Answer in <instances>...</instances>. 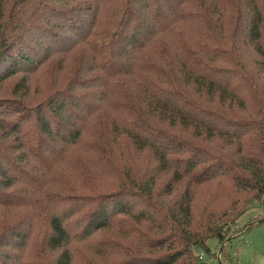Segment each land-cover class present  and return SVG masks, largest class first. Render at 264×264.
Instances as JSON below:
<instances>
[{"label":"trees","instance_id":"trees-1","mask_svg":"<svg viewBox=\"0 0 264 264\" xmlns=\"http://www.w3.org/2000/svg\"><path fill=\"white\" fill-rule=\"evenodd\" d=\"M101 2L0 0V264H199L264 202V0Z\"/></svg>","mask_w":264,"mask_h":264},{"label":"rangeland","instance_id":"rangeland-1","mask_svg":"<svg viewBox=\"0 0 264 264\" xmlns=\"http://www.w3.org/2000/svg\"><path fill=\"white\" fill-rule=\"evenodd\" d=\"M111 2L112 0H102L101 17L109 14ZM97 25L99 26L100 23ZM89 55L90 51L82 46L61 53L35 73L26 75L25 92L27 93L25 95L35 101L46 96L51 89L61 87L66 79L68 80V76L79 74L78 76L81 77L90 66ZM19 76L5 80L2 83L1 92H9V87ZM151 156V153L146 150L140 152L132 147L130 150L128 149V153L123 158L144 161L150 160ZM73 160L76 161L74 158ZM100 178L104 181L103 183L107 182V187H111L115 183L114 178L109 174L107 179ZM206 242L209 251L197 250L200 254L199 264H263L264 202L251 201L245 211L234 221V229L226 240L220 241L217 237H209Z\"/></svg>","mask_w":264,"mask_h":264}]
</instances>
